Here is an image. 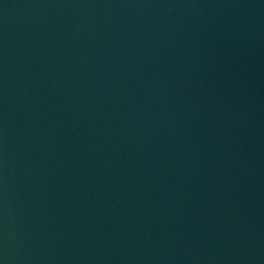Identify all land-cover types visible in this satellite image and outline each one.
<instances>
[{
    "label": "water",
    "instance_id": "obj_1",
    "mask_svg": "<svg viewBox=\"0 0 264 264\" xmlns=\"http://www.w3.org/2000/svg\"><path fill=\"white\" fill-rule=\"evenodd\" d=\"M0 264H264V0H0Z\"/></svg>",
    "mask_w": 264,
    "mask_h": 264
}]
</instances>
